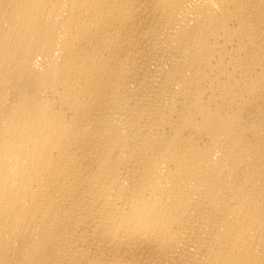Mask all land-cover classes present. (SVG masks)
<instances>
[{"label": "bare ground", "instance_id": "obj_1", "mask_svg": "<svg viewBox=\"0 0 264 264\" xmlns=\"http://www.w3.org/2000/svg\"><path fill=\"white\" fill-rule=\"evenodd\" d=\"M0 264H264V0H0Z\"/></svg>", "mask_w": 264, "mask_h": 264}]
</instances>
